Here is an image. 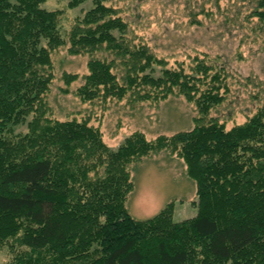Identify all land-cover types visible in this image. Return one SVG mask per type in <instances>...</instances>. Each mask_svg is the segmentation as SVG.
Segmentation results:
<instances>
[{"label": "trees", "instance_id": "1", "mask_svg": "<svg viewBox=\"0 0 264 264\" xmlns=\"http://www.w3.org/2000/svg\"><path fill=\"white\" fill-rule=\"evenodd\" d=\"M44 2L0 0V246L13 238L23 247L9 264H264V105L228 129L211 116L226 99L223 71L202 60L190 73L167 67L128 42L127 22L102 0L66 38L62 12ZM252 15L264 21V0ZM68 43L70 54L90 55L77 89L83 101L181 94L196 105L195 126L154 140L136 131L113 149L87 120L51 119L53 54ZM102 51L116 58L97 57ZM62 77L69 93L80 76ZM18 125L27 132L16 133ZM164 150L195 181L197 213L177 221L170 202L136 219L126 206L129 166Z\"/></svg>", "mask_w": 264, "mask_h": 264}, {"label": "rangeland", "instance_id": "2", "mask_svg": "<svg viewBox=\"0 0 264 264\" xmlns=\"http://www.w3.org/2000/svg\"><path fill=\"white\" fill-rule=\"evenodd\" d=\"M114 7L128 24L127 40L131 45H146L167 67L181 68L190 73L202 60L224 72L228 89L226 99L211 116L224 122L229 129L245 122L264 105V21L252 15L261 0H102ZM70 0H46L41 6L60 10L59 29L66 38L72 27L92 9L96 0H86L71 7ZM70 44L53 54L55 79L45 96L47 116L67 121L87 120L98 127L104 142L118 148L136 131L147 139L173 135L195 126L196 105L185 96L174 94L164 100L136 101L133 96L119 100L83 101L77 89L89 72V54L72 55ZM99 58L114 60L108 51L96 53ZM118 64L121 61L117 59ZM123 66V65H122ZM114 72L122 81L123 67ZM158 71L159 66H156ZM79 74V79L64 93L63 74ZM207 86H201L205 89ZM224 91V90H223ZM15 132H27L18 125ZM134 189L126 206L136 219H146L174 202V219L194 217L197 213V187L187 175L186 165L175 153L161 151L134 161L129 166ZM15 239L0 246V255L10 257L9 263L22 252Z\"/></svg>", "mask_w": 264, "mask_h": 264}, {"label": "clouds", "instance_id": "3", "mask_svg": "<svg viewBox=\"0 0 264 264\" xmlns=\"http://www.w3.org/2000/svg\"><path fill=\"white\" fill-rule=\"evenodd\" d=\"M9 259L10 257L5 258L4 256L0 255V264H9Z\"/></svg>", "mask_w": 264, "mask_h": 264}]
</instances>
